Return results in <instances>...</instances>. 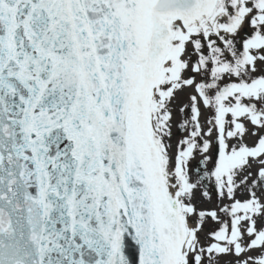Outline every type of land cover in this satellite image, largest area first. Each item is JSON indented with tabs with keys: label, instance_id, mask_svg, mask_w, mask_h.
<instances>
[{
	"label": "snow or ice",
	"instance_id": "6c2138e0",
	"mask_svg": "<svg viewBox=\"0 0 264 264\" xmlns=\"http://www.w3.org/2000/svg\"><path fill=\"white\" fill-rule=\"evenodd\" d=\"M0 264H264V0H0Z\"/></svg>",
	"mask_w": 264,
	"mask_h": 264
},
{
	"label": "rangeland",
	"instance_id": "374dc122",
	"mask_svg": "<svg viewBox=\"0 0 264 264\" xmlns=\"http://www.w3.org/2000/svg\"><path fill=\"white\" fill-rule=\"evenodd\" d=\"M249 142H251V141H249Z\"/></svg>",
	"mask_w": 264,
	"mask_h": 264
}]
</instances>
